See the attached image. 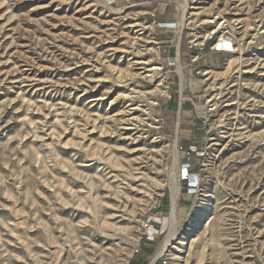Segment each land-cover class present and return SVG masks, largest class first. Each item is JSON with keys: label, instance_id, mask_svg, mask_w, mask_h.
<instances>
[{"label": "rangeland", "instance_id": "1", "mask_svg": "<svg viewBox=\"0 0 264 264\" xmlns=\"http://www.w3.org/2000/svg\"><path fill=\"white\" fill-rule=\"evenodd\" d=\"M188 8L0 0V264H150L174 142L156 263L264 264V0Z\"/></svg>", "mask_w": 264, "mask_h": 264}, {"label": "bare ground", "instance_id": "2", "mask_svg": "<svg viewBox=\"0 0 264 264\" xmlns=\"http://www.w3.org/2000/svg\"><path fill=\"white\" fill-rule=\"evenodd\" d=\"M189 0H183V12H182V22L187 21V19L190 17V13H189ZM227 25V24H226ZM226 26L224 25V23H219L216 27V31L220 32V36L219 38L222 39L226 33ZM225 38V37H224ZM222 47H227L228 44L227 42L222 43L221 44ZM151 72L155 71V68H152L150 70ZM177 157H178V153L176 151V142H174L173 145V164L169 170L168 173V188L170 190V212H169V231L168 234L163 242V244L161 245V247L157 250L156 254L153 256V258L150 261V264L155 261L158 260L160 257L164 256L165 253L168 250V247L174 243L177 240V210H178V198L180 195V183L177 179V175H176V168H177ZM189 181L191 184L195 183V179H190Z\"/></svg>", "mask_w": 264, "mask_h": 264}, {"label": "trees", "instance_id": "3", "mask_svg": "<svg viewBox=\"0 0 264 264\" xmlns=\"http://www.w3.org/2000/svg\"><path fill=\"white\" fill-rule=\"evenodd\" d=\"M186 190H187V186L185 185L183 187L184 193L186 192ZM151 254H152V251L149 248L144 247L141 250V255L139 256V258L131 259L129 264H148L145 258L150 256ZM156 264H159V263H156Z\"/></svg>", "mask_w": 264, "mask_h": 264}, {"label": "built area", "instance_id": "4", "mask_svg": "<svg viewBox=\"0 0 264 264\" xmlns=\"http://www.w3.org/2000/svg\"><path fill=\"white\" fill-rule=\"evenodd\" d=\"M187 177L189 178V176H188V175H187ZM188 178H186V180L188 181L187 190H189V189H188V187L192 186V185H189L190 181L188 180Z\"/></svg>", "mask_w": 264, "mask_h": 264}, {"label": "water", "instance_id": "5", "mask_svg": "<svg viewBox=\"0 0 264 264\" xmlns=\"http://www.w3.org/2000/svg\"><path fill=\"white\" fill-rule=\"evenodd\" d=\"M157 260L153 261L151 264H155Z\"/></svg>", "mask_w": 264, "mask_h": 264}, {"label": "crops", "instance_id": "6", "mask_svg": "<svg viewBox=\"0 0 264 264\" xmlns=\"http://www.w3.org/2000/svg\"><path fill=\"white\" fill-rule=\"evenodd\" d=\"M139 258V257H138ZM133 259H135V258H133ZM146 259V258H145Z\"/></svg>", "mask_w": 264, "mask_h": 264}]
</instances>
